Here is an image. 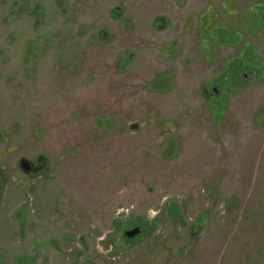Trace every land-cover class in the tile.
<instances>
[{"label": "rangeland", "instance_id": "obj_1", "mask_svg": "<svg viewBox=\"0 0 264 264\" xmlns=\"http://www.w3.org/2000/svg\"><path fill=\"white\" fill-rule=\"evenodd\" d=\"M263 9L0 0V264H264Z\"/></svg>", "mask_w": 264, "mask_h": 264}, {"label": "flooded vegetation", "instance_id": "obj_2", "mask_svg": "<svg viewBox=\"0 0 264 264\" xmlns=\"http://www.w3.org/2000/svg\"><path fill=\"white\" fill-rule=\"evenodd\" d=\"M218 90L219 89L216 86H214L212 88V91L209 90L208 95H212V94L218 92ZM0 137L3 138L4 136L0 133ZM42 158L44 161L41 160ZM42 158H40V157H37L35 159L21 158L19 163H18V169L20 171H22V173H24L25 175H28L31 179H39V178L43 177V175H45L46 167H47V163L45 162V157L42 156ZM23 160H25L27 162L22 163ZM7 179L12 180V177L10 176V174L8 175L6 173V170H4V166L2 165V168L0 170V207L4 206V190H5L4 187H5ZM124 235L127 236L126 231L124 232ZM127 237L134 238V237H130V236H127Z\"/></svg>", "mask_w": 264, "mask_h": 264}, {"label": "water", "instance_id": "obj_3", "mask_svg": "<svg viewBox=\"0 0 264 264\" xmlns=\"http://www.w3.org/2000/svg\"><path fill=\"white\" fill-rule=\"evenodd\" d=\"M215 91H216V90H215ZM131 128H132V129L137 128V124H132V125H131ZM24 162H27V161L23 160L22 163H24ZM140 232H141L140 227H135L134 229H131V230L126 231V235H127V236H130V237H135V236H137Z\"/></svg>", "mask_w": 264, "mask_h": 264}, {"label": "trees", "instance_id": "obj_4", "mask_svg": "<svg viewBox=\"0 0 264 264\" xmlns=\"http://www.w3.org/2000/svg\"><path fill=\"white\" fill-rule=\"evenodd\" d=\"M263 10H264V9H263ZM261 16L264 17V11L262 12V15H261ZM161 21H162V24L164 25V24H165L164 21H163V20H161ZM248 65H249V64H247L246 67H243V66H242V63H241V61H240V62H239V65H237V66H235V64H233V69H234L235 67H239L240 69H241V68H243V69H244V68L247 69ZM153 88L158 89L159 87H158V85H153ZM153 226H154V224H153Z\"/></svg>", "mask_w": 264, "mask_h": 264}]
</instances>
